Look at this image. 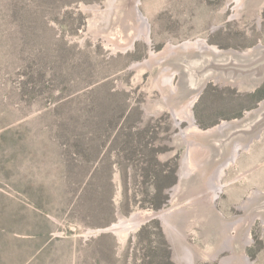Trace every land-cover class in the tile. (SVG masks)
Returning <instances> with one entry per match:
<instances>
[{
	"label": "rangeland",
	"instance_id": "374dc122",
	"mask_svg": "<svg viewBox=\"0 0 264 264\" xmlns=\"http://www.w3.org/2000/svg\"><path fill=\"white\" fill-rule=\"evenodd\" d=\"M109 2L0 0V264H177L160 216L177 186L187 144L162 157L176 148L180 128L170 108L151 109L162 90L150 69L136 67L150 57L146 35L121 50L90 30L95 12L84 6L106 9ZM228 4L142 0L152 57L198 39L237 50L263 44L264 10L252 4L244 19L231 21L236 1ZM263 100L264 85L245 89L210 78L191 106L204 130L198 135L246 116ZM119 118L146 130L130 135L125 125L119 131L124 154L134 160L124 158L123 170L114 165L115 219L101 226L96 224L109 218L107 179L95 180L99 189L87 209L79 207V195L86 172L98 165L95 143L105 140L102 151H111V158L118 151L111 129L93 135L101 127L97 124ZM182 125L189 127L187 118ZM240 144L224 169L222 187L218 192L212 187L209 195L212 202L221 197L223 215L244 214L253 191L264 192V128L263 138H252V147ZM162 169L169 170L172 182L159 196L167 181ZM252 227L249 258L258 256V264H264L262 215ZM221 257L195 264H218Z\"/></svg>",
	"mask_w": 264,
	"mask_h": 264
},
{
	"label": "water",
	"instance_id": "95a60500",
	"mask_svg": "<svg viewBox=\"0 0 264 264\" xmlns=\"http://www.w3.org/2000/svg\"><path fill=\"white\" fill-rule=\"evenodd\" d=\"M232 1L236 4L231 21L244 19L252 4L264 10V0H229L228 8ZM84 10L95 12V18L88 21L90 30L121 50L132 47L141 33L146 35L150 57L136 67L150 69L162 90L161 99L151 109L156 113L170 108L180 128L176 148L162 157L187 144L177 186L160 216L174 261L195 264L221 253L218 264H258V256L249 258V241H255L252 224H258V215L264 222V192L254 190L253 197L243 204L245 213L240 215H223L219 211L221 197L212 202L214 195H209L220 167H227L240 141L252 147V138H263L264 100L246 116L222 122L221 127L197 136H189L197 117L190 119L188 128L178 113H187V104L202 97L212 77L217 84L233 82L238 88L255 90L264 85V43L247 50L206 43L202 48H178L175 43V49L152 57L142 0H110L106 9L85 5Z\"/></svg>",
	"mask_w": 264,
	"mask_h": 264
},
{
	"label": "trees",
	"instance_id": "16d2710c",
	"mask_svg": "<svg viewBox=\"0 0 264 264\" xmlns=\"http://www.w3.org/2000/svg\"><path fill=\"white\" fill-rule=\"evenodd\" d=\"M262 89L260 88L258 90L257 93H259ZM207 91V90H206ZM98 126H101L100 128L96 126V130L94 134H103L101 128H105V129H111V133H110V138L112 136V134L114 133V137L112 138V145L113 146H117L118 145V151L117 154H113L114 158H111V151H102V145H104L105 140L101 143V141L99 140V142L95 143V147L96 148V153H95V159H98V165L96 167H94L90 173L86 172L87 175V181L83 184V186L81 187V192L79 195V202L80 204L79 207L82 206V209H87L88 206H90V204L87 206V203L89 201H94L96 195H97V191L99 188V186H95V180H99L100 178H105L107 179V188L109 187L110 189V195H109V218L107 220H102L101 223L99 222V224L96 225H101V226H105V225H109L114 219H115V206L114 203L112 201V195H113V183L111 181L112 178V174H113V169H114V165L117 164V166H119L122 170L124 169V158H127V160L133 161V157L132 154L131 155H127L124 154V146H123V142L119 141V136L121 135V130H124V126L126 125V122H121L120 118L115 120H111L107 123H105V125L103 124H97ZM126 126H129V134L130 135H134V134H139L138 131L140 130H146V129H140L138 127H136V129H134V125L131 124H127ZM132 127L135 131H132ZM127 132V130H126ZM141 132V131H140ZM139 138V137H137ZM99 143V144H98ZM104 162V167L102 166ZM102 163V164H101ZM134 163V162H133ZM105 168V169H104ZM162 177L166 178L167 181L161 186L160 188V192H159V196L162 194V190L165 186H168L171 184V180H168V178L170 177L169 170L168 169H162ZM170 179V178H169ZM92 197V198H91ZM162 197L164 198V196L162 195ZM161 203L159 202H154V205L159 207ZM94 225V224H93ZM142 231V230H141Z\"/></svg>",
	"mask_w": 264,
	"mask_h": 264
},
{
	"label": "bare ground",
	"instance_id": "6f19581e",
	"mask_svg": "<svg viewBox=\"0 0 264 264\" xmlns=\"http://www.w3.org/2000/svg\"><path fill=\"white\" fill-rule=\"evenodd\" d=\"M142 35V34H141ZM137 38V37H136ZM202 43H206L207 44V42H206V40H203V39H198V40H196V41H187V42H184L182 45H180L179 47H192V48H197V47H202ZM168 46V45H167ZM171 46V45H170ZM176 47V46H175ZM168 48H170L169 46L168 47H166L165 49H168ZM173 49V48H172ZM171 49V50H172ZM168 50H166V52H167ZM170 51V50H169ZM161 54H162V51L160 52ZM165 53V52H164ZM158 55V54H157ZM154 57V56H153ZM192 104H193V102H191L190 104H188V106H187V113L186 114H184L183 116H184V118L186 119H188V121H189V127L188 128H190V119H193L194 118V115H193V110H192ZM180 115V114H179ZM183 118V119H184ZM182 119V118H181ZM218 127V126H217ZM191 131H194V132H196L197 133V135L198 134H201V132L203 133L204 132V130L202 131L201 129H200V127H198L197 126V124H196V122L194 123V126H193V128H192V130ZM193 134V133H192ZM193 136H194V134H193ZM240 144V143H239ZM241 145V144H240ZM243 145V144H242ZM241 145V146H242ZM247 147V146H246ZM239 148V147H238ZM237 148V149H238ZM242 148V147H241ZM244 148V147H243ZM237 152V151H236ZM236 152H234V153H236ZM238 153V152H237ZM233 157V156H232ZM232 161H234V160H232ZM224 169H225V167H220V170H219V172H218V175H217V177H216V180H215V182H214V185H213V188H215V192H218V190H220V188L222 187V176H223V174H224ZM216 197V196H215ZM136 215H138V214H136ZM133 218H135V217H133ZM122 220V219H121ZM133 222V221H132ZM116 224H119V223H116ZM114 225L113 226V228H116L117 227V225ZM121 226V225H120ZM120 229V228H119ZM115 230V229H114ZM122 230V229H121ZM120 230V231H121Z\"/></svg>",
	"mask_w": 264,
	"mask_h": 264
}]
</instances>
